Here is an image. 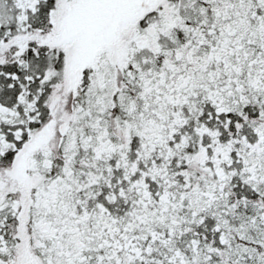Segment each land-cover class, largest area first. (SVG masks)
Returning <instances> with one entry per match:
<instances>
[{
    "label": "snow or ice",
    "instance_id": "1",
    "mask_svg": "<svg viewBox=\"0 0 264 264\" xmlns=\"http://www.w3.org/2000/svg\"><path fill=\"white\" fill-rule=\"evenodd\" d=\"M0 264H264V0H0Z\"/></svg>",
    "mask_w": 264,
    "mask_h": 264
}]
</instances>
